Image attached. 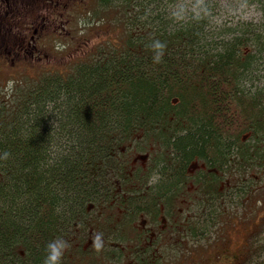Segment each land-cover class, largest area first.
Here are the masks:
<instances>
[{"label": "trees", "instance_id": "16d2710c", "mask_svg": "<svg viewBox=\"0 0 264 264\" xmlns=\"http://www.w3.org/2000/svg\"><path fill=\"white\" fill-rule=\"evenodd\" d=\"M96 2L101 9H86L91 20L83 17L85 29L89 33L95 18L110 30L117 22L124 34L114 42L118 47L105 39L101 46L111 47L69 72L24 82L0 69L13 83L0 91V264H44L50 243L67 244L57 264H95L87 261L84 238L71 240L73 222L98 225L102 216L86 212L89 202L111 199L119 178L124 192L144 200L140 174L108 172L125 167L123 144L164 143L183 163L195 153L223 152L224 203L233 192L252 193L246 172L259 167L264 174V88L253 84L264 63L259 28L226 26L227 40L209 48L204 40L215 14L206 10L218 5L215 0L202 4L201 15L209 17L191 12L178 24H172L177 0ZM102 9L114 17L107 20ZM220 196L214 186L211 222L199 225L201 232L189 229L192 237L203 232L211 242ZM184 240L187 256L198 255L194 240ZM187 256L178 263L192 262Z\"/></svg>", "mask_w": 264, "mask_h": 264}, {"label": "flooded vegetation", "instance_id": "af4514ba", "mask_svg": "<svg viewBox=\"0 0 264 264\" xmlns=\"http://www.w3.org/2000/svg\"><path fill=\"white\" fill-rule=\"evenodd\" d=\"M94 1L0 0L1 69L7 67L8 74L14 75L19 73L17 65L29 62V58L48 56L49 48H53V59L58 56L54 53L58 44L66 48L79 47L86 40L90 41L85 36L88 30L81 17L86 9H92ZM79 22L84 25L82 29ZM138 138L141 140L142 137ZM124 146L121 150L128 153L125 167L108 172L140 174L141 178L137 179L143 182L140 191L144 200L124 192L120 178L116 179L111 199L93 203L86 209L90 215L102 216L98 225L90 220L85 224L73 222V239L84 238L88 263L165 264L167 251L163 244L168 239L173 243L177 240L185 242L184 237L194 243L205 239L203 232L192 237L189 229L201 232L199 225L211 222L208 212L212 208L214 186L217 192L221 191L219 198H222L220 206L223 208L224 154L203 151L183 163L177 159L179 153L164 143L138 145L133 141ZM176 169L184 173L180 174ZM127 198H130L128 202ZM181 214L184 216L180 217ZM97 235L101 243L99 250L94 246ZM193 245L199 254L187 256L186 262L192 261L189 264H228L236 260V255L226 247L224 237L208 246Z\"/></svg>", "mask_w": 264, "mask_h": 264}, {"label": "rangeland", "instance_id": "374dc122", "mask_svg": "<svg viewBox=\"0 0 264 264\" xmlns=\"http://www.w3.org/2000/svg\"><path fill=\"white\" fill-rule=\"evenodd\" d=\"M215 1L218 5H214L212 8L210 0H177L175 3V11L178 17L175 18V22H172V24H178L179 19H186L191 12H193L191 15L194 18L209 17L201 15L203 13L202 11H204L202 4L207 3L211 8L206 11L208 13L211 11V14L212 12L215 14L212 17V26L207 25V30L210 29L211 32L207 34L204 40L207 47H214L218 42L227 40L228 36H225L226 26L233 28L234 26H240V24L243 26L250 25L252 28H259L258 31L261 32V38L264 41V14L262 3L259 0ZM207 5L205 4L206 7H209ZM96 6L97 2L93 4L94 10ZM100 9L101 7L98 5V10ZM104 10L105 9H102L101 13H103ZM87 11L88 10L84 13L86 14ZM103 16L106 17L107 20L114 17L106 13H103ZM97 19L98 18L94 19V22H96ZM86 20L89 21V19L85 18V21ZM80 24L82 25V23ZM117 25V22L116 25L114 23L110 30L107 29V27H102L94 23L90 26L89 33L85 35L90 41L86 40L87 42L81 45L79 44V47L70 46L66 48L59 46L54 49L59 57H54L53 59L51 58L53 48H49L46 51L48 56L38 58L40 61L21 62L16 67L20 74L18 79L24 78L23 82L30 79H37L48 71L53 73H67L75 64L81 63V60L88 57L92 52L102 47H111L109 45L105 46V44L101 46V42L108 38L113 41V47H118V45H114V42H120L124 34L121 33L122 30H120V26ZM82 28L83 25L80 29ZM259 56L264 60V52L263 55ZM259 62V71L263 70L261 72L256 71L257 73L254 72L256 74L253 84L264 88V63L261 60ZM1 68L3 67L0 66V69ZM4 69L6 72L10 73L7 67ZM0 73L2 74L0 75V91H2L7 85L13 83H9L11 82V78L7 79L3 76L4 71ZM7 76H9V74ZM248 85L251 87L250 84ZM0 94L2 95L1 92ZM124 145L127 144H123V146ZM242 177L244 181L251 185L252 193L245 195L243 192H233L230 195V200L227 199L224 203L223 208L220 206L218 209L219 215H221L223 219L219 220V217L217 218L216 224L213 226V231L211 232V242L204 239L199 242H192V244L208 246L212 243L213 239H215L214 242H216L224 237V242L229 252L236 255V260L228 264H264V204H256V199L258 198L264 203V174L259 167H256V169L246 172ZM73 228L72 226V233L70 234L71 240L74 238ZM254 231H257L256 234H253ZM182 244H185L183 240H177L173 243L171 239H168L163 244V249L167 251V255L164 257L165 264H174L177 260H182L184 256H187V250L182 247Z\"/></svg>", "mask_w": 264, "mask_h": 264}, {"label": "clouds", "instance_id": "9594fccd", "mask_svg": "<svg viewBox=\"0 0 264 264\" xmlns=\"http://www.w3.org/2000/svg\"><path fill=\"white\" fill-rule=\"evenodd\" d=\"M154 47L157 48V49H162L163 45L160 44L159 42H157L154 45ZM160 55H162V53L157 55V57H156L157 61L159 60V56ZM8 155H9L8 153H5L4 154V158L7 159ZM94 246L96 247L97 250H99L100 247H101V243H100V240H99V235H97L95 237V239H94ZM65 247H67L66 243L60 244L59 246L50 243L48 245V249H50L51 251H50L48 257L45 259L44 264H57V261L59 260V258L62 255V250Z\"/></svg>", "mask_w": 264, "mask_h": 264}, {"label": "bare ground", "instance_id": "6f19581e", "mask_svg": "<svg viewBox=\"0 0 264 264\" xmlns=\"http://www.w3.org/2000/svg\"><path fill=\"white\" fill-rule=\"evenodd\" d=\"M134 3V2H133ZM129 7V6H128ZM125 9V8H124Z\"/></svg>", "mask_w": 264, "mask_h": 264}]
</instances>
